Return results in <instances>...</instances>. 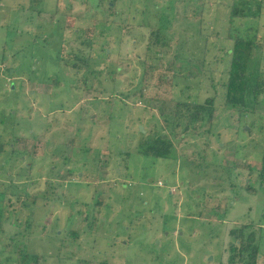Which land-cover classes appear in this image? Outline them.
<instances>
[{
  "label": "rangeland",
  "instance_id": "obj_1",
  "mask_svg": "<svg viewBox=\"0 0 264 264\" xmlns=\"http://www.w3.org/2000/svg\"><path fill=\"white\" fill-rule=\"evenodd\" d=\"M110 1L0 0V264H85L93 247L111 264H228L243 223L264 264V85L252 112L227 106L223 85L228 31L248 28L264 83V0L233 27L246 0ZM177 38L193 66L173 62ZM212 95L209 131L178 108ZM160 135L172 157L139 153ZM9 186L42 196L27 230Z\"/></svg>",
  "mask_w": 264,
  "mask_h": 264
},
{
  "label": "trees",
  "instance_id": "obj_2",
  "mask_svg": "<svg viewBox=\"0 0 264 264\" xmlns=\"http://www.w3.org/2000/svg\"><path fill=\"white\" fill-rule=\"evenodd\" d=\"M253 5H256L255 9L252 10V5L248 0L242 1L239 5H231V10L229 14V24L233 27V20L236 17H246V16H259L260 10H261V1H255L250 0ZM115 3V0H111L109 2L110 7L113 6ZM198 3H201L199 1ZM154 6V9L158 5L156 3H152ZM173 12V9H171ZM192 12H195V8L192 9ZM199 12V11H198ZM152 14V13H151ZM172 14V13H171ZM195 19L197 20V25L199 27V21L202 18L201 10L199 13L194 14ZM158 22V31L164 32L166 30V23H167V16L165 14L157 19ZM191 26V24H190ZM231 29V27L229 28ZM249 30L253 29H247L245 31H242L244 34L239 33L238 31H233V29L229 30L228 34L231 39H234V44L231 48L227 50V53L229 54L228 64H227V72H226V80L225 83H223L225 87V103L229 107H240L245 112H252L254 106L257 104V100L259 98L260 93L262 92L263 88V81L261 79L260 74V67H259V60L252 57V51L254 49H257V44L255 43V33L252 35L248 34ZM181 32V31H180ZM195 32H199V29L197 28ZM233 32V33H232ZM158 39V37L156 36ZM182 40V41H180ZM157 41V40H156ZM159 42V39L158 41ZM187 41L185 39H179L175 41L174 45V54H173V62H179L184 61L185 67L193 66L192 63L193 59H195V56H192V53L187 55V58L183 56L184 54V43ZM59 47H57V60L59 58ZM188 53V52H187ZM190 53V51H189ZM157 56L160 55V52L156 54ZM159 57V56H158ZM194 57V58H193ZM183 58V59H182ZM184 67V68H185ZM10 69H8L9 71ZM175 77V76H174ZM186 80H188V77L185 76ZM189 86V85H188ZM215 96H209L206 97L203 100V103H189L186 101H180L177 103V105H180V107H185L186 113H188L189 121L195 122V121H204L207 120L209 125L213 123V120L215 118L214 116V103H215ZM208 128V131L210 130V127ZM250 127V126H249ZM251 128V127H250ZM140 134L143 136L142 132ZM149 139H146V141L138 144V151L140 154L152 156L155 158H169L172 157V147L173 143L171 140L163 135L155 136V137H147ZM2 147V146H1ZM11 148V147H10ZM258 177H259V183L264 182V152L261 156V166L257 170ZM10 193L16 196V201L13 202V205L19 204V208L22 207L26 212L25 217L23 218L22 222H24L25 230L31 227V225L36 221L35 220V208L37 206H42V204H38L36 201L37 195L39 198H42L41 195H39L37 192L31 195V193L25 194L22 192V189H20L18 186H13L15 192L13 193L12 187L9 186ZM248 190H250V187L247 186ZM9 193V191H0V231H2V217L4 216V213L7 211L4 209L3 205V198L5 195ZM25 194V195H24ZM6 202L8 204L11 203V201L8 199ZM46 203V202H45ZM21 212V211H20ZM19 210H15L16 220L18 219V215L20 214ZM20 222V221H18ZM40 224V223H39ZM36 226V224H34ZM259 228H256L252 223L247 224H239L237 227L230 228L228 230L229 234V255H228V264H257L259 257V245L256 242V238L258 236ZM18 234L21 235V232ZM13 239L14 236H11ZM14 243V242H12ZM94 247L91 250V255L87 259V263L90 264V260H93L96 258L97 255L94 254L93 251ZM24 250V244H22V250L20 252L22 255ZM58 258H65L68 259V255L60 254L58 256V253L56 254ZM111 255H102L99 258V261L97 264H111ZM56 257V258H57ZM37 256L33 255L32 259L37 262ZM82 260L80 258L76 259V264H78V261ZM58 261V259H57ZM59 262V261H58ZM116 264V262H113V264ZM96 264V263H95ZM120 264V263H118Z\"/></svg>",
  "mask_w": 264,
  "mask_h": 264
},
{
  "label": "water",
  "instance_id": "obj_3",
  "mask_svg": "<svg viewBox=\"0 0 264 264\" xmlns=\"http://www.w3.org/2000/svg\"><path fill=\"white\" fill-rule=\"evenodd\" d=\"M10 72H12V71H10ZM140 129H142V127L140 126Z\"/></svg>",
  "mask_w": 264,
  "mask_h": 264
}]
</instances>
